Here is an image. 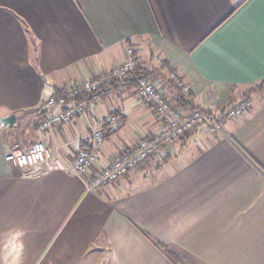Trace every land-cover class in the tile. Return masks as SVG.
Here are the masks:
<instances>
[{"label": "crops", "instance_id": "crops-1", "mask_svg": "<svg viewBox=\"0 0 264 264\" xmlns=\"http://www.w3.org/2000/svg\"><path fill=\"white\" fill-rule=\"evenodd\" d=\"M128 47L172 106L179 80L217 118L243 98L251 108L87 193L89 174L70 165L95 119L120 125L90 174L160 130L137 87L112 80L87 116L38 124L58 113L45 100L121 64ZM263 81L264 0H0V118L15 116L0 126V264H264ZM36 141L53 163L8 162Z\"/></svg>", "mask_w": 264, "mask_h": 264}, {"label": "built area", "instance_id": "built-area-1", "mask_svg": "<svg viewBox=\"0 0 264 264\" xmlns=\"http://www.w3.org/2000/svg\"><path fill=\"white\" fill-rule=\"evenodd\" d=\"M136 60L135 51L128 47L121 64L93 79L81 81L65 88L60 94L49 97L44 103L45 110H57L58 113L47 114L38 124L39 129L46 131L57 124L69 125L76 117L87 116L90 109L102 100L100 90L102 85L112 80L134 79ZM176 85L181 94H189V88L182 82L176 80ZM105 94L109 95L108 92ZM137 94L141 103L153 111L160 124L159 132L141 138L131 149L124 150L113 157L106 167L90 174L101 154L104 132L106 130L116 132L120 125L115 115L95 119L94 125L83 142V147L77 152L70 165V172L75 176L83 177L89 174V177L84 179L87 193H96L100 188L113 184L127 174L138 170L151 158L157 156L161 147H170L199 128H204L212 136L219 134L225 119H239L251 108L250 101L243 99L235 105H230L221 118L207 114L204 110L187 111L168 103L156 83L148 78L138 80ZM7 160L12 166L18 168H33L54 162L53 157L40 141L32 143L25 150L11 152Z\"/></svg>", "mask_w": 264, "mask_h": 264}, {"label": "trees", "instance_id": "trees-1", "mask_svg": "<svg viewBox=\"0 0 264 264\" xmlns=\"http://www.w3.org/2000/svg\"><path fill=\"white\" fill-rule=\"evenodd\" d=\"M134 79L129 81V83H132L134 84L135 87H137V82L139 79L141 78H147L150 74H152V72H146L144 67L140 64H137V66L135 67L134 69ZM264 84V81L260 84V86H262ZM256 90V88H253L251 89L250 91H248L244 97H246L247 95L251 94V93H254V91ZM180 91V90H179ZM178 91V101L181 105H179L180 108H183L187 111H194V110H203L199 107H196V106H193V104H191V101L187 100V98L185 99L184 96H188V95H183V94H180L181 91L179 92ZM244 99V98H243ZM226 107H229L226 106ZM205 111V110H204ZM207 114H210V112L206 111ZM200 129V128H199ZM187 135H185L183 138H181L180 140H183Z\"/></svg>", "mask_w": 264, "mask_h": 264}, {"label": "water", "instance_id": "water-1", "mask_svg": "<svg viewBox=\"0 0 264 264\" xmlns=\"http://www.w3.org/2000/svg\"><path fill=\"white\" fill-rule=\"evenodd\" d=\"M15 122V116L14 115H8L4 118H0V126L3 128H11Z\"/></svg>", "mask_w": 264, "mask_h": 264}, {"label": "rangeland", "instance_id": "rangeland-1", "mask_svg": "<svg viewBox=\"0 0 264 264\" xmlns=\"http://www.w3.org/2000/svg\"><path fill=\"white\" fill-rule=\"evenodd\" d=\"M124 57H125V54H124ZM136 58H137V56H136ZM136 61H137V64H139V60H138V58H137ZM122 62H123V61H122ZM174 76H175L174 73H171L170 76H169V78L173 79Z\"/></svg>", "mask_w": 264, "mask_h": 264}]
</instances>
